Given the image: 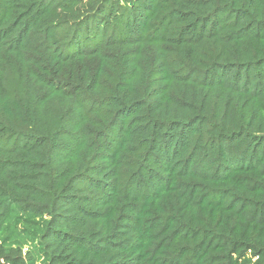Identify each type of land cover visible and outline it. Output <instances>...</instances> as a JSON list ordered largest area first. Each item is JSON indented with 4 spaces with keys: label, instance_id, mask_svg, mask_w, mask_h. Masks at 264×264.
<instances>
[{
    "label": "trees",
    "instance_id": "trees-1",
    "mask_svg": "<svg viewBox=\"0 0 264 264\" xmlns=\"http://www.w3.org/2000/svg\"><path fill=\"white\" fill-rule=\"evenodd\" d=\"M0 264H264V0H0Z\"/></svg>",
    "mask_w": 264,
    "mask_h": 264
}]
</instances>
